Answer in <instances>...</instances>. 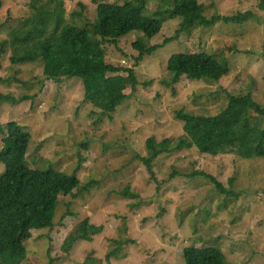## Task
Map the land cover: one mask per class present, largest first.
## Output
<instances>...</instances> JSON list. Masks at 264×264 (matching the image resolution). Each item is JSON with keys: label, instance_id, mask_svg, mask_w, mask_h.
Returning a JSON list of instances; mask_svg holds the SVG:
<instances>
[{"label": "rangeland", "instance_id": "obj_1", "mask_svg": "<svg viewBox=\"0 0 264 264\" xmlns=\"http://www.w3.org/2000/svg\"><path fill=\"white\" fill-rule=\"evenodd\" d=\"M33 1L0 0V46L32 17ZM61 1L66 24L82 26L95 22L101 2L124 6L132 0ZM175 2L148 0L144 15L154 18ZM199 2L207 19L238 14L250 19L198 28L142 60L133 47L140 32L103 44L105 61L122 69L109 76L128 77L126 70H133L138 82L136 91L131 83L122 86L128 97L112 119L85 101L80 78L49 80L41 60L16 66L6 46L0 95L14 100L0 98V150L1 130L16 121L32 135L31 168L76 172L80 179L74 196L59 197L54 226L34 231L27 242L26 264H184L183 251L192 245L220 247L230 264H264V158L202 154L176 117L178 111L216 116L228 107L230 95L251 94L264 105V0ZM180 22L168 21L144 46L163 45ZM28 31L36 33L33 24ZM204 51L225 58L231 74L219 82L185 77L174 86L166 82L173 54ZM151 137L165 150L153 163L155 176L140 159L152 156ZM4 170L0 162V175ZM197 172L215 177L226 192Z\"/></svg>", "mask_w": 264, "mask_h": 264}, {"label": "trees", "instance_id": "obj_2", "mask_svg": "<svg viewBox=\"0 0 264 264\" xmlns=\"http://www.w3.org/2000/svg\"><path fill=\"white\" fill-rule=\"evenodd\" d=\"M147 8L148 0H132L124 6L101 2L97 6L95 22L80 26L66 24L61 0H34V14L10 31L8 39L0 46V57L9 46L13 53L11 63L16 66L41 60L43 74L49 80L80 78L85 101L112 119L128 97L122 86L131 83L136 91L138 82L133 70H126L128 77L109 76L122 69L105 61L103 44L116 45L121 38L140 32L143 37L133 47L139 51V60H142L179 40L182 35L191 36L198 28L212 29L219 23L243 25L250 19V15L240 14L207 19L199 0H176L173 9L161 10L154 18L144 15ZM176 19L181 22L174 37L163 45L144 46V40H153L168 21ZM32 24L35 34L28 31ZM167 72L169 79L166 82L174 86L184 77L193 81L219 82L231 74V67L218 54L205 51L177 53L169 58ZM0 98L14 100L2 95ZM176 117L184 123L185 134L202 154L215 157L236 155L246 160L264 158V128L261 125L264 105H257L251 94L230 95L228 107L213 117L183 111L176 112ZM1 132L4 137L0 162L5 170L0 175V264H26L29 256L27 242L33 238L34 231L54 226L59 197L74 196L80 179L76 172L67 174L53 168H31L27 156L32 135L20 123L11 121ZM147 147L152 156L140 159L155 176L153 163L165 150H159L161 144L155 137L148 140ZM194 175H206L218 189L226 192L215 177L201 172ZM183 258L184 264H230L220 247L192 245L184 249Z\"/></svg>", "mask_w": 264, "mask_h": 264}]
</instances>
